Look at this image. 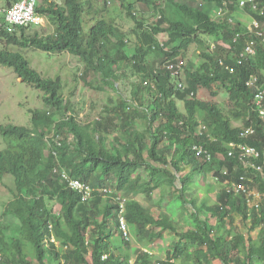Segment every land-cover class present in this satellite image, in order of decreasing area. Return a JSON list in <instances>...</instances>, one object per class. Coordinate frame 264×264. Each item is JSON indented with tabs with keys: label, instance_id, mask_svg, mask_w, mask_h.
I'll return each mask as SVG.
<instances>
[{
	"label": "trees",
	"instance_id": "obj_1",
	"mask_svg": "<svg viewBox=\"0 0 264 264\" xmlns=\"http://www.w3.org/2000/svg\"><path fill=\"white\" fill-rule=\"evenodd\" d=\"M159 1L139 0L159 14L154 23L139 20L133 5L126 9L135 22L133 54L123 50L129 39L106 15L107 0L103 4L64 0V6L42 0L37 15L54 24V31L44 37H27L23 27L0 29V40L7 45L78 58L83 79L96 76L114 91L120 77L127 78L128 69L137 74L128 98L119 96L98 119L81 121L70 99L60 96V78H43L22 54L0 48V65L41 91L44 104L43 109L29 111L30 128L0 125L7 145L0 150V181L9 178L13 186L12 199L0 213V264H131V260L133 264H264V119L256 113L253 93L246 86L254 76L264 81V40L233 19L239 9L232 5L218 17L223 0H164V7ZM16 2L4 0V6ZM196 2L199 6L194 7ZM245 13L258 21L264 33V13L248 9ZM162 34L167 41L158 40ZM218 36L222 43L212 49L207 39ZM251 40L255 55L239 59ZM194 45L200 65L193 59L187 61L186 88L181 91L165 66L185 58ZM152 51L158 53L156 63L147 61ZM219 86L228 95L229 107L197 98L200 89L216 96ZM247 127L253 133L240 138ZM232 142L254 148L259 157L251 161L262 172L228 157ZM195 145L212 154L210 162L196 156ZM54 169L92 188L106 189L108 194L96 191L90 202H83ZM193 175L211 186L212 193L218 192L215 201L208 193L199 204L198 196L188 194ZM212 176L217 180L207 182ZM241 176L247 190L263 195L258 206H249L246 193L228 190ZM168 189L177 193L182 212L191 209L193 228L161 203L153 211L138 200L142 196L150 201L153 191ZM117 194L126 199L124 217L134 228L140 247L163 239L164 232L176 238L164 260L154 261L134 249V241L119 232ZM199 211L209 217L200 221ZM231 215L239 217L250 231L259 228L257 238L245 237L232 224ZM8 217L16 222L9 223Z\"/></svg>",
	"mask_w": 264,
	"mask_h": 264
},
{
	"label": "rangeland",
	"instance_id": "obj_2",
	"mask_svg": "<svg viewBox=\"0 0 264 264\" xmlns=\"http://www.w3.org/2000/svg\"><path fill=\"white\" fill-rule=\"evenodd\" d=\"M19 1V0H18ZM55 2L59 6H64V0H50ZM100 4H103L106 0H99ZM185 1L188 0H175ZM38 5L42 3V0H37ZM111 5L107 4V13L108 18L112 19L115 26L118 28L120 33L125 34L128 37L127 47L123 48L124 51L128 53H134L135 46V37L131 34L132 30L135 29V22L129 18L126 13V9L133 5L134 13L138 19H144L145 23H154L159 14L150 7H146L139 0H109ZM164 0H160L158 5L164 7ZM4 0H0V9L5 8ZM198 2L194 4V7H197ZM211 8L214 7L213 4H210ZM245 26H250L251 19L250 15L243 11L237 10L234 14L233 19H235ZM41 24H35L31 28L27 29V37H33L35 34L39 37H44L48 34H51L54 31V24L48 18H41ZM160 42L167 41V37L162 35L158 36ZM209 45H219L222 43L221 38L211 37L207 39ZM0 48L7 49L10 52H18L23 55V57L28 61L29 66L39 73L43 78H60L62 83V88L60 96L63 100L70 99L73 104L74 110L78 115L81 121H92L96 120L104 112V108L110 105V101H116L119 96L129 97L131 84L137 81V78L134 77L137 74H133L131 70L128 69L126 72V77H120L115 87V91L108 86H103L100 83V79L96 76L90 75L88 78L83 79V64L79 61L78 58L69 55L68 53H59V54H49L38 49L34 48H20L16 45H7L4 40H0ZM118 48H113L111 55H114ZM198 48L196 45L191 46L186 54L185 58H182L184 62L187 63L190 59L194 60L196 66L200 65V59L197 58ZM148 63H156L158 61V53L152 51L147 59ZM216 96H213L210 91L207 89H200L197 98L202 101H208L216 104L220 108L229 107L228 95L223 90L218 87ZM43 93L30 85L24 83L21 79H18L11 68L0 65V125L13 124L20 127H31V114L30 110L43 109L44 104L42 102ZM141 130L142 128L139 127ZM7 147L6 140L0 135V150H5ZM171 170L170 167H168ZM184 172H189L188 167H184ZM183 172V173H184ZM196 176L192 177L191 190L188 193L189 195L198 196L199 204L202 201H205L206 194L211 201H215V195L218 192L212 193V187L205 183V181L197 178ZM215 181L213 178L207 182L212 183ZM176 188L179 189V183L175 182ZM11 189H13L12 182L9 178H4L0 181V213L3 212L5 205L12 199ZM251 193L255 190L251 189ZM250 193V194H251ZM175 190H164L160 192L158 190L153 191L151 194V200L147 201L145 198L138 197V200L144 206H150L153 211H156L157 205L162 204V208H168L170 213L175 212L177 220L184 222L188 227L193 228L194 222L189 217L190 208L187 207L185 212L177 204L178 198ZM161 198V202H160ZM248 198V196H247ZM252 199V197L250 198ZM252 204L254 203L253 199L251 200ZM54 212L58 213V206H54ZM198 219L204 221L209 215L204 211L197 212ZM232 218V224L240 229L245 237H251L256 239L258 235L259 228L250 231L246 226H244L237 216H230ZM9 223H15L16 221L13 218H5ZM210 224H214L213 219H208ZM5 222L7 225L8 222ZM229 222V221H228ZM227 222V223H228ZM156 231V230H155ZM132 233V242L134 249H145L152 253V259L155 260H164L169 253L172 251V246L176 241L174 236H171L169 233H163V239L156 240L155 243L147 245L145 247H140L136 242V234L134 233V228L131 227ZM135 254L132 255V258ZM247 264H251L249 261ZM177 264H182L177 262ZM212 264H221L219 261H213Z\"/></svg>",
	"mask_w": 264,
	"mask_h": 264
},
{
	"label": "built area",
	"instance_id": "obj_3",
	"mask_svg": "<svg viewBox=\"0 0 264 264\" xmlns=\"http://www.w3.org/2000/svg\"><path fill=\"white\" fill-rule=\"evenodd\" d=\"M108 5H111L109 0H107ZM264 0H223L222 6L218 10L217 16H223L227 13L229 6L233 7L245 12L246 9L252 12H259L261 15L264 13L263 4ZM38 6L37 0H19L14 3L9 8L0 9V29L11 30L16 27L23 28H31L35 24H41V17L37 15L36 9ZM232 20L230 19V22ZM250 32L255 33L258 37L263 38L264 33L260 30V24L258 21L252 20L250 26L247 27ZM215 46L212 45V49ZM255 41H249L244 47L243 51L239 55V59L245 60L248 57H252L255 55ZM222 63V62H220ZM185 62L183 59H178L177 62L168 63L165 68L171 72L172 76L176 79L177 88L181 91H184L186 86L181 81L183 77ZM246 86L253 93V106L261 119H264V81H260L259 77L254 76L249 81L246 82ZM253 133V129L251 127L244 128L240 133V138L245 139L249 135ZM192 150L196 154L197 157H200L204 162H210L212 159V154L202 145H195L192 147ZM227 155L230 158H237L241 165L244 168L255 169L256 172H262L261 166H256L251 159L258 158V152L252 148L247 146L244 143H229ZM54 172L60 176L61 180L66 183L67 187L75 191L82 199V201L89 202L93 198V192L95 191L89 185L72 179L65 171L54 169ZM224 175L226 172H222ZM214 180H217L216 177L212 176ZM245 180L244 176L239 178V183L233 182L228 190H232L236 193L243 192L248 196L249 206H258L257 203L262 198L263 195L258 191H254L251 193V190H247L243 185ZM251 193V194H250ZM252 197L254 203L252 204L250 199ZM119 201L120 208V229L123 231L125 236H128V224L125 222L121 214L124 211V200L120 198L117 199ZM105 258V257H104Z\"/></svg>",
	"mask_w": 264,
	"mask_h": 264
},
{
	"label": "clouds",
	"instance_id": "obj_4",
	"mask_svg": "<svg viewBox=\"0 0 264 264\" xmlns=\"http://www.w3.org/2000/svg\"><path fill=\"white\" fill-rule=\"evenodd\" d=\"M251 21H252V19H251ZM182 59V58H181ZM184 61V60H183ZM185 65H186V62H185ZM183 73H184V70H183ZM181 81L183 82V84L186 86V84H185V82H184V76L182 77V79H181ZM92 188V187H91ZM92 189H94L95 191L94 192H96V191H103L105 194L107 193L108 194V192H107V190L106 189H101V190H99V189H97V188H92ZM93 192V193H94ZM111 193V192H110ZM78 195V194H77ZM81 198V197H80ZM118 199V198H120L121 200H124V207H125V202H126V199L125 198H123L122 197V195L121 194H117L116 195V197H114V199ZM93 199V198H92ZM118 201V200H117ZM90 202V201H89ZM87 203V202H86ZM118 208H119V202H118ZM119 211H120V208H119ZM118 216H120V213L118 214ZM121 217H123V219L125 220V222L128 224V222L126 221V219H125V217H124V211H123V213L121 214ZM120 225V224H119ZM131 225L130 224H128V236H125L124 235V233H123V231L119 228V232L120 233H122V235H123V237L126 239V240H134V239H132V233H131ZM142 250V249H141ZM143 252H146L147 254H148V252H150V251H148V250H145V249H143L142 250ZM150 257H152V253L150 252V254H148ZM131 264H133V260H131Z\"/></svg>",
	"mask_w": 264,
	"mask_h": 264
},
{
	"label": "bare ground",
	"instance_id": "obj_5",
	"mask_svg": "<svg viewBox=\"0 0 264 264\" xmlns=\"http://www.w3.org/2000/svg\"><path fill=\"white\" fill-rule=\"evenodd\" d=\"M81 200H82V199H81ZM83 202H85V201H83ZM119 213H120V211H119ZM119 213H118V214H119ZM117 217H118V218H117V219H118V227L120 228V225H119V222H120V216H117ZM148 254H150V252H148Z\"/></svg>",
	"mask_w": 264,
	"mask_h": 264
}]
</instances>
